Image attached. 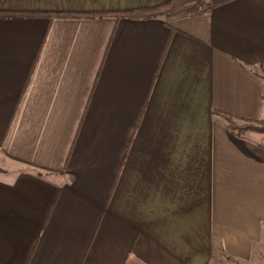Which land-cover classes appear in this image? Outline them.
<instances>
[{"label":"crops","instance_id":"crops-1","mask_svg":"<svg viewBox=\"0 0 264 264\" xmlns=\"http://www.w3.org/2000/svg\"><path fill=\"white\" fill-rule=\"evenodd\" d=\"M172 27L0 18V264H264V146L214 114L264 120V78L250 69L264 68V0H231Z\"/></svg>","mask_w":264,"mask_h":264},{"label":"trees","instance_id":"trees-1","mask_svg":"<svg viewBox=\"0 0 264 264\" xmlns=\"http://www.w3.org/2000/svg\"><path fill=\"white\" fill-rule=\"evenodd\" d=\"M231 0H168L164 3L153 7L136 8L127 11H116V12H90V13H60V12H15V11H5L1 9L0 0V18H23V17H36L43 16L49 20H53L59 17H106L112 16L116 19L118 18H131V19H150V18H160L163 23L169 26L171 29L172 23L178 19L201 15L210 12V10L216 6L229 2ZM237 63L242 69L247 71V64L237 60ZM215 115L219 116V121L222 122L225 128L231 132L233 135L240 137L243 132L247 130H259L256 127V122L260 121L259 118L243 119L239 120L234 116L216 111ZM264 146V145H261Z\"/></svg>","mask_w":264,"mask_h":264},{"label":"rangeland","instance_id":"rangeland-1","mask_svg":"<svg viewBox=\"0 0 264 264\" xmlns=\"http://www.w3.org/2000/svg\"><path fill=\"white\" fill-rule=\"evenodd\" d=\"M250 69L255 72V74L261 76V78H264V68L261 67H250ZM257 128L264 129V120H260L255 123ZM255 132V133H254ZM242 135H247L250 136L251 138H254L258 142H261L262 145H264V130L259 131V130H247L243 132ZM0 171H3V169L0 168Z\"/></svg>","mask_w":264,"mask_h":264}]
</instances>
